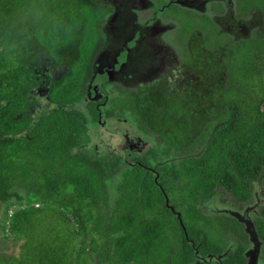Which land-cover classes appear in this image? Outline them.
Returning <instances> with one entry per match:
<instances>
[{
  "label": "flooded vegetation",
  "instance_id": "1",
  "mask_svg": "<svg viewBox=\"0 0 264 264\" xmlns=\"http://www.w3.org/2000/svg\"><path fill=\"white\" fill-rule=\"evenodd\" d=\"M83 7L89 9V20L77 18L80 9L72 4L67 23L60 25L67 44L53 49L34 44L29 59L20 45L22 66L31 77L27 90V74L22 78L21 72L20 93L30 101L0 110V122L5 123L0 142L14 139L10 123H18L14 134L24 159L27 115L48 116L59 103L56 88L72 85L73 107L88 120L87 131L74 133L73 147L102 164L137 168L161 189L164 200L158 208L168 206V200L186 219L180 215L182 231L159 256L160 264H264V180L257 194V179L250 180L247 199H238L224 186L190 197L178 190L186 180L170 174L172 166H181L186 150H226L217 137L219 126L250 112V99L234 85L240 82L235 78V48L252 36L264 40V17L249 0H83ZM0 50V102L5 105L16 61L7 46ZM145 52L154 56L153 62L142 59ZM210 137L215 139L207 144ZM172 179L171 195L179 203L171 200ZM10 188L6 198L0 195L1 244L8 239L17 199L27 200L30 192L16 183ZM229 208L239 215H230Z\"/></svg>",
  "mask_w": 264,
  "mask_h": 264
},
{
  "label": "trees",
  "instance_id": "2",
  "mask_svg": "<svg viewBox=\"0 0 264 264\" xmlns=\"http://www.w3.org/2000/svg\"><path fill=\"white\" fill-rule=\"evenodd\" d=\"M22 1L0 0V46H7L16 61L11 67L9 101L0 102V110L16 109L24 99L21 72L22 78L27 74V90L31 87L20 45L32 49L34 43H46L51 33L59 46L67 44L66 33H54L55 23L72 14V4L80 9L77 18L89 20L83 0H24L19 7ZM249 5L264 17V0H249ZM252 38L235 48V78L241 76V80L234 84L236 92L250 99V112L219 126L217 137L223 139L226 150L208 146L203 151L186 150L181 166L171 167L172 177L186 180L178 190H186L190 197L201 190L210 195L212 187L224 186L238 199H247L244 191L252 184L250 180L264 172V40ZM3 55L0 50V77ZM254 62L258 66L253 67ZM75 93V87L65 83L56 88L59 103L48 116L34 119L27 115L24 159L14 134L18 123H10L14 139L9 144L0 142L1 197L6 198L11 183H16L30 191L26 199L31 201L25 205L24 198L17 199L8 239L2 245L7 247L10 239L15 244L22 242L19 248L10 245L9 250L0 251V264H160L159 256L182 231L180 218L167 205L158 208L164 200L161 189L137 168L102 164L88 151L73 147L74 133L87 131L88 124L73 107ZM24 101L29 103L30 98L26 96L22 104ZM4 126L0 122V128ZM214 139L210 137L207 144ZM201 143H205L203 138ZM39 200L43 201L40 206L34 205Z\"/></svg>",
  "mask_w": 264,
  "mask_h": 264
},
{
  "label": "rangeland",
  "instance_id": "3",
  "mask_svg": "<svg viewBox=\"0 0 264 264\" xmlns=\"http://www.w3.org/2000/svg\"><path fill=\"white\" fill-rule=\"evenodd\" d=\"M27 2L28 3H30L31 2V0H27ZM24 4V0L22 1V3L20 4V6L19 7H21L22 5ZM29 6V4L26 6V7H28ZM258 18H259V16H258ZM254 22H256V21H254ZM64 23H67V16H64L61 20H58V21H56V23H55V32L54 33H56V34H58V33H60V25H62V24H64ZM53 33H51L49 36V38H48V40L46 41V46H48V47H50L51 46V44L52 43H55V44H57V38L55 37V36H53L52 35ZM35 44V43H34ZM58 45V44H57ZM59 46V45H58ZM33 51H37L38 52V49H34ZM32 52V50H31V48L30 47H28V48H26L25 49V51H24V56L27 58L28 57V55L30 54ZM52 54V53H51ZM52 55H55V54H52ZM24 58V57H23ZM35 59L36 60H38V61H40V57H39V54H37V55H35ZM69 77H71V75H68L67 76V79H69ZM241 78V76L239 77V79ZM241 80V79H240ZM92 111H97L96 109L95 110H93L92 109ZM173 184V183H172ZM261 184V183H260ZM179 188H180V186H178ZM262 188L264 189V182H263V184H262ZM171 200L173 201V202H175V203H179V199L177 198V197H175L174 195H171ZM41 201L42 200H39V203H41ZM29 202H31V201H29V200H25L24 201V204L25 205H27ZM43 202V201H42ZM184 208V207H183ZM100 212H104V210L103 209H101V211ZM106 213V212H105ZM42 222V221H41ZM10 238H11V234H10ZM20 242V243H19ZM19 242H17L16 244L12 241V239H10V241H8V246L7 247H3V245L2 244H0V251H3V250H9V248H10V245L11 246H16L17 245V248H19V245L21 244V242L22 241H19ZM94 260L97 262V260H98V257L97 256H95L94 257ZM163 262V260L160 262V263H162Z\"/></svg>",
  "mask_w": 264,
  "mask_h": 264
},
{
  "label": "water",
  "instance_id": "4",
  "mask_svg": "<svg viewBox=\"0 0 264 264\" xmlns=\"http://www.w3.org/2000/svg\"><path fill=\"white\" fill-rule=\"evenodd\" d=\"M263 176H264V172H263V173L260 175V177L258 178V182H259V183L261 182ZM258 187L260 188V185H258ZM166 203L168 204V207H170L171 210L174 211V212L177 214V216L180 218V215H181L180 212H179V211H176V210L174 209V206H173L172 204H169V203H168V200L166 201ZM229 213H230V215H232V214L235 215V216L239 215V212H238V211H235V210H233V209H231V208H229ZM237 219H238L240 222H243V221H241L242 218L238 217ZM180 221H181V218H180ZM247 230H248V232L252 233V231H250V229H249V224H247Z\"/></svg>",
  "mask_w": 264,
  "mask_h": 264
},
{
  "label": "snow or ice",
  "instance_id": "5",
  "mask_svg": "<svg viewBox=\"0 0 264 264\" xmlns=\"http://www.w3.org/2000/svg\"><path fill=\"white\" fill-rule=\"evenodd\" d=\"M142 59L148 63H151L155 58L151 53L145 52L142 54Z\"/></svg>",
  "mask_w": 264,
  "mask_h": 264
},
{
  "label": "clouds",
  "instance_id": "6",
  "mask_svg": "<svg viewBox=\"0 0 264 264\" xmlns=\"http://www.w3.org/2000/svg\"><path fill=\"white\" fill-rule=\"evenodd\" d=\"M257 181V185L255 186V188H256V194L258 193V192H260V190H261V188H259L258 187V185H260V183L263 181V178H262V180H261V182L259 183L258 182V179L256 180ZM36 203H34V205H35ZM36 206H39L38 204H36ZM12 213V210L10 211V214ZM1 244V243H0Z\"/></svg>",
  "mask_w": 264,
  "mask_h": 264
}]
</instances>
